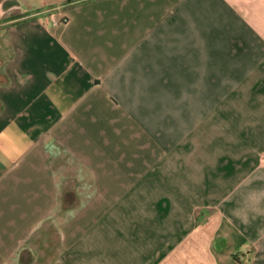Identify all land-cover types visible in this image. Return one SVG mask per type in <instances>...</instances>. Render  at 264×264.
Wrapping results in <instances>:
<instances>
[{"label":"crops","instance_id":"obj_1","mask_svg":"<svg viewBox=\"0 0 264 264\" xmlns=\"http://www.w3.org/2000/svg\"><path fill=\"white\" fill-rule=\"evenodd\" d=\"M1 42L0 264H264V0H0Z\"/></svg>","mask_w":264,"mask_h":264},{"label":"rangeland","instance_id":"obj_2","mask_svg":"<svg viewBox=\"0 0 264 264\" xmlns=\"http://www.w3.org/2000/svg\"><path fill=\"white\" fill-rule=\"evenodd\" d=\"M7 47L4 45V43H0V80H2V62L4 60V55L6 54ZM225 236V235H224ZM235 236L233 234H230L229 232L225 237L218 236L214 243V249L216 250L218 256L223 261H227L231 258V253L237 255L234 251V244L236 243Z\"/></svg>","mask_w":264,"mask_h":264},{"label":"built area","instance_id":"obj_3","mask_svg":"<svg viewBox=\"0 0 264 264\" xmlns=\"http://www.w3.org/2000/svg\"><path fill=\"white\" fill-rule=\"evenodd\" d=\"M62 20H63L64 22H66L67 19H66V18H63Z\"/></svg>","mask_w":264,"mask_h":264}]
</instances>
